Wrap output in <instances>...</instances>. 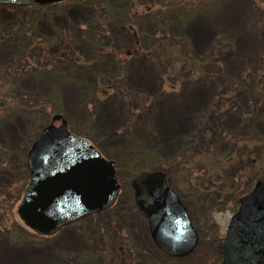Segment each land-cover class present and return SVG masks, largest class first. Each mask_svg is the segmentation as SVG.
<instances>
[{
	"label": "rangeland",
	"instance_id": "374dc122",
	"mask_svg": "<svg viewBox=\"0 0 264 264\" xmlns=\"http://www.w3.org/2000/svg\"><path fill=\"white\" fill-rule=\"evenodd\" d=\"M106 1L110 3L111 8L121 10L129 0ZM162 1L164 0H149L153 3V9H157ZM214 3L208 10L189 12L186 18L171 22L166 28L172 36H180L191 49L190 54L200 59L202 75L196 77L195 74L191 76V81L179 79L169 85L166 76H162L163 67L152 55L139 53L129 56L119 65L121 54L115 51H108L105 55L97 54L95 64L90 70H80L83 77L81 84L65 82L57 85V91L49 86L47 89L44 87L53 95L52 99L58 107L50 113L48 122L53 114H60L66 124H70L73 134L89 140L106 159L114 162V167L116 164L121 174H129L139 151L153 152L155 162L167 163L181 158L186 148H192L200 152L199 161L213 164L214 154L222 155L232 148L227 144V138L223 137L209 148L212 140L209 142L204 135H200V131L197 135L200 145H196L193 138L199 129V119L206 118L210 124L220 122L229 132L240 129V123H244L241 130L250 131L254 126V131L260 132L264 125V119L258 116L260 108L256 109L251 105L247 91L242 89L241 85L249 87L255 84L256 75L264 73V0H215ZM68 4L70 3L52 11H38L29 15H26L28 13L25 11L21 15L16 14L8 7L0 6V69L5 67L11 58L7 49L14 46L5 45L4 36L8 27L13 25L18 17L23 23L27 21L31 26L36 22L35 30L34 27L31 29L33 40H38L37 35L47 40L56 29H64L70 23L73 27L77 26L72 29L76 38L86 37V18L91 9L86 7V4L85 8L80 4ZM137 9L140 11L141 8ZM131 13L138 18L137 32L143 43L140 48L147 52L151 45L146 43L145 39L151 35L155 36L157 27L150 21L140 22L142 12H135L133 9ZM75 41L74 49L77 53L81 57L84 55L89 58L92 55V47L80 38ZM201 57L205 60L202 61ZM217 69L222 70L226 76L229 75L230 81L216 76ZM105 73L111 76L117 74V77H114L117 78L116 83H122L123 88L118 93L114 92L113 85L112 89L106 88L96 94L93 89L87 91L90 87L85 88V84L95 82L98 74L105 76ZM2 78L4 80H0V100L6 101L9 92L2 99L1 93L6 90L3 85L5 83L2 82H7L9 77L7 76L6 80L3 76ZM236 80H239L240 84L233 90L237 87L233 84ZM19 84L28 90L44 89L42 80L34 76L22 78ZM218 96L223 99H218ZM217 100H220L219 110L212 114L206 113L205 110ZM1 105L3 104L0 103ZM109 117L111 119L107 120ZM54 122L58 124L57 121ZM26 134L25 122L18 115L10 114L0 120V264H73L74 260L71 262L72 257L68 256H75L79 250H85V247H91L93 251L101 248L96 237L100 235L101 225L106 226L109 222L124 228L136 242L146 240V220H143L144 217L137 211L135 204L136 213H132L128 206L127 194L130 191L133 199V193L131 185L129 184L130 190L125 179L122 180V194L126 197V203L122 202L123 208L120 203L117 210L75 222L47 237H38L26 230L17 213V206L27 186L28 177H21L22 174L17 171L18 166L15 167L16 153L21 151ZM176 165L177 171L170 172L173 178H179L185 171L182 165ZM223 165L221 163L220 168ZM215 170L213 176L218 181L217 173L220 169ZM260 175L264 176V166L258 171L241 172L238 180L231 186L226 181L224 191L227 196L218 203L206 204L209 208L200 206L202 202L198 198V189L192 188V194L196 198L191 203L185 185H181L182 189L177 185L184 198L187 197L185 206L196 208L193 213L199 219V228L205 236L202 245L198 247L199 251L203 249L204 243L212 238L207 237L203 230L208 229L206 224L211 222V229H214L212 231L221 238L232 214L233 200L248 191ZM204 250L208 256L212 255L208 249ZM190 254L191 252L186 256L174 257L177 259L172 261L173 264L191 262ZM136 256L141 258L138 253Z\"/></svg>",
	"mask_w": 264,
	"mask_h": 264
},
{
	"label": "trees",
	"instance_id": "16d2710c",
	"mask_svg": "<svg viewBox=\"0 0 264 264\" xmlns=\"http://www.w3.org/2000/svg\"><path fill=\"white\" fill-rule=\"evenodd\" d=\"M214 2L215 0H164L159 4L157 9H153L151 5L153 3L149 2V0H129L125 8L122 6L123 9L121 10L111 8L110 3H107L106 0H63L43 5L27 6L0 5L2 7H8L12 12L15 11L16 14L18 13L20 15L23 11L28 13L26 15L38 11H52L55 10L54 8L67 3L80 4L84 8L86 4V7L91 9L86 18L87 27L85 31L87 32V36L79 37L92 47L93 56L91 55L89 58H86L84 55V57H81L77 53V50L74 49L75 40L79 38L75 37L76 33H72V29H76L77 26L73 27L71 23L64 29H56L53 35L47 40L42 39L40 35H37L38 40H33V30L31 31V29L34 27L35 30L36 22L31 26L28 25L27 21L23 23L21 18L18 17L19 19L14 18L16 20H14L13 25L8 27V31L4 36L5 45L14 46L7 49L11 58L9 62L6 63L5 67L3 66L0 69V80H4L2 76L5 80L7 76L9 77L7 82H2L5 83L3 85L6 87V90L1 93L2 99L5 98L7 92H9V94H7L8 99L6 101L0 100V103L3 104L0 106V120L5 119L6 116L10 114H16L25 122L27 134L24 138L23 145H21V151L19 150L16 153L15 161V167L18 166L17 171L22 174L21 177H28L26 157L28 146L40 132L42 127L46 125L50 118V113L58 109L52 99L53 95L46 90L47 86L57 91V85L65 84V82L81 84L80 82L83 81V77L81 76L80 70H90L93 64H95L96 55H105L108 51H115L117 54H121L122 59L119 60V65L122 64V60L127 59L129 56H134L139 53L152 55L153 58L159 61L161 67H163L162 76H166L169 85L179 79L191 81V76L196 74L195 76L198 77L199 74H203L201 61L190 54L191 49L186 46L185 41H183L180 36H172L166 28L171 22L186 18V14L189 12L210 9V7L215 4ZM138 7L141 8L140 11H137ZM133 9H135V12H142V18L139 19L140 22L142 20L150 21L155 23L157 27L155 36L151 35L147 40L145 39V42L151 45V49L147 52H143L140 48V45H143L141 42L142 37L137 32L136 22L138 23V18L131 13ZM167 39H169V41H166ZM93 45L97 46L94 47ZM201 59L202 61L205 60L202 57ZM215 74L229 81L231 79L229 75L226 76L220 69H217ZM104 75L105 76L98 74V78H96L97 80H95V82L85 84V88L89 89L90 87L87 91H92L93 89V92L96 94L104 89L106 90V88L110 89L111 85H113L112 88H114V92L118 93V91L123 88V86H121L123 85L122 83H119V85L116 83L117 78L114 77H117V74L111 76V74L105 73ZM33 76L42 80L43 88L45 87L46 89L28 90L20 86L19 83L22 78ZM256 80L255 84L249 87L245 85H241V87L247 91V97L251 105L256 107V109L260 108L258 110L260 112L258 114L259 118L264 119V73L262 72L256 75ZM238 83L239 80L233 81V84L237 86L234 87L233 90L238 88ZM217 98L223 99L221 96ZM217 101L211 103V106L205 110L206 113L212 114V112L219 110L218 105L220 104V100ZM258 111H255V113ZM203 118H205V113ZM242 124L244 123L239 124L240 129L235 130L236 132H229L226 131V127H222L220 122L210 124L207 122L206 118L199 119L197 123L199 129H197L193 138L196 145H200L197 139V135L200 131V135H204L208 141L212 140L209 148L215 145L216 141L220 140L222 137L227 138V144L232 148L227 153L225 152V154H214V161L213 164H211L212 167H210L211 165L209 164H205L204 161H199L201 156L200 152L192 148H186L181 158L170 160L167 163L155 162L154 155H152L154 154L153 152L149 153L145 151V153H140L139 151L136 153L137 157L135 161L132 162L129 174L123 173L125 176L119 172L115 164V175L120 185L116 201L109 208L98 213L87 215L75 222H81L92 216H97L100 213L117 210L120 203H126V197L122 194V180L125 179L129 188L132 177L137 172L144 169L162 170L166 174L170 185L178 192L185 205L187 197L190 199L191 203L194 202L193 199L196 198L192 194V188L199 190L198 198L202 202L200 206L209 208L206 204L212 205L215 204V202H220L227 196L225 194L226 191H224V188L227 186L226 181L229 182L231 186L234 184V181L236 182L238 180L241 172L250 173L253 172V170L258 171L259 168L264 166V125L261 127L260 132H257L258 130L255 132L254 126H252L253 128H251L250 131L241 130ZM69 125L68 123L67 127L71 129ZM70 131L73 132L72 129ZM207 150L211 151V149ZM219 162L224 164L223 167L220 168L221 163ZM176 163L182 165V168L185 170L179 178L176 176L173 178V176L170 175L172 170L174 172L177 171L178 166ZM209 167L211 169H209ZM216 168L220 169V172L217 173L218 181H216L217 178L214 179L213 176ZM206 175L207 177H205ZM221 176H224V178L220 179ZM263 177V175H260L259 178ZM177 185L179 188L182 187L181 185H185L187 197L184 198ZM237 197L233 200L232 211L236 208ZM127 200L129 202L128 206L132 209V213H136L137 211L130 191L129 194H127ZM121 207L123 208V203ZM186 207L199 238L197 245L190 254L192 256L191 262H177L176 264H221L220 251L218 248L220 237L216 236L215 231H212L214 229H211V222L206 224L208 229L203 230H205L207 237L212 236V238L204 243L202 246L203 251H199L198 247L202 245L205 236L199 228V219L193 213V210L196 208L191 209L188 205ZM143 220L145 221L144 218ZM75 222L65 226L72 225ZM101 226L102 227L99 228L100 235L96 237L101 244V248L93 251L91 247H85V250H79L78 254L76 253L75 256H68V258L72 257L71 262L74 260L73 264H173L172 261L177 259L167 256L153 244L149 237L146 223L145 234L147 238L144 242L143 240L136 242L124 228H120L113 223L109 222L108 224L106 223V226L104 224ZM23 227L27 228L25 225ZM26 230L30 229L27 228ZM30 231L33 235L38 237L50 236H42L32 230ZM85 242L87 243V241ZM87 244L90 243L88 242ZM205 248L212 254L211 256H208L206 252L204 253ZM136 253H138L141 258L137 257ZM213 258L215 259L214 261Z\"/></svg>",
	"mask_w": 264,
	"mask_h": 264
},
{
	"label": "water",
	"instance_id": "95a60500",
	"mask_svg": "<svg viewBox=\"0 0 264 264\" xmlns=\"http://www.w3.org/2000/svg\"><path fill=\"white\" fill-rule=\"evenodd\" d=\"M62 0H0V5H42ZM59 121L54 124V121ZM29 179L17 213L30 229L51 234L111 206L118 194L114 162L71 133L56 113L27 151ZM134 204L154 244L184 256L198 241L186 208L163 171L142 170L130 181ZM219 242L222 264H264V179L238 198Z\"/></svg>",
	"mask_w": 264,
	"mask_h": 264
},
{
	"label": "bare ground",
	"instance_id": "6f19581e",
	"mask_svg": "<svg viewBox=\"0 0 264 264\" xmlns=\"http://www.w3.org/2000/svg\"><path fill=\"white\" fill-rule=\"evenodd\" d=\"M199 25H200V24H199ZM108 119H111V118L109 117V118H107V120H108ZM107 122H108V121H107ZM42 254H44V253H42Z\"/></svg>",
	"mask_w": 264,
	"mask_h": 264
}]
</instances>
